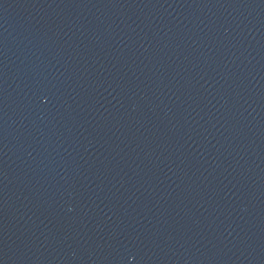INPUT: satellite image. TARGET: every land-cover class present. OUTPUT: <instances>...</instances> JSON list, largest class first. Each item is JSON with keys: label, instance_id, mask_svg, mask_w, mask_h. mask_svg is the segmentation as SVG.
Masks as SVG:
<instances>
[{"label": "water", "instance_id": "1", "mask_svg": "<svg viewBox=\"0 0 264 264\" xmlns=\"http://www.w3.org/2000/svg\"><path fill=\"white\" fill-rule=\"evenodd\" d=\"M0 264H264V0H0Z\"/></svg>", "mask_w": 264, "mask_h": 264}]
</instances>
